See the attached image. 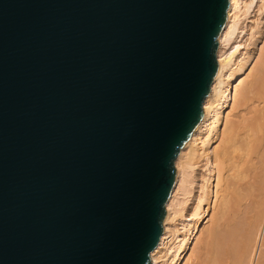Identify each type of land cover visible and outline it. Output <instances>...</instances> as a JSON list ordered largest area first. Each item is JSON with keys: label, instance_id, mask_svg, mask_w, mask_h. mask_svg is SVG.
<instances>
[{"label": "water", "instance_id": "obj_1", "mask_svg": "<svg viewBox=\"0 0 264 264\" xmlns=\"http://www.w3.org/2000/svg\"><path fill=\"white\" fill-rule=\"evenodd\" d=\"M228 0H0V264H149Z\"/></svg>", "mask_w": 264, "mask_h": 264}, {"label": "bare ground", "instance_id": "obj_2", "mask_svg": "<svg viewBox=\"0 0 264 264\" xmlns=\"http://www.w3.org/2000/svg\"><path fill=\"white\" fill-rule=\"evenodd\" d=\"M217 39L203 116L174 158L149 264H259L263 255L264 0H228Z\"/></svg>", "mask_w": 264, "mask_h": 264}, {"label": "rangeland", "instance_id": "obj_3", "mask_svg": "<svg viewBox=\"0 0 264 264\" xmlns=\"http://www.w3.org/2000/svg\"><path fill=\"white\" fill-rule=\"evenodd\" d=\"M233 186H235V185H233ZM222 206V205H221ZM223 208V210L224 211H221V209ZM219 209H220V207H219ZM219 209H217V210H219ZM221 209L217 212L216 211V214H217V216H222V215H224L226 212H227V210H226V212H225V209H227L226 207H225V209H224V206H222L221 207ZM219 212H221L220 213V215L218 214ZM216 214H215V218H216ZM225 217H227V213L224 215ZM224 216H222V218H220V217H218V218H220L218 221L219 222H217L218 223V226L220 225H222V223H223V221H224V219H225V217ZM218 218H216V219H218ZM264 257V249H263V255L261 254V256H260V258H259V264L261 263V264H264V259H263V257ZM262 259V260H261ZM261 261V262H260Z\"/></svg>", "mask_w": 264, "mask_h": 264}]
</instances>
